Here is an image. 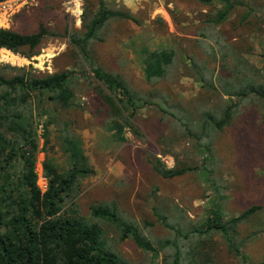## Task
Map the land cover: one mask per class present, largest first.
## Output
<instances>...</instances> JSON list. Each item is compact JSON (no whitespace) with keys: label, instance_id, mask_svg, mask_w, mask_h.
Here are the masks:
<instances>
[{"label":"trees","instance_id":"obj_1","mask_svg":"<svg viewBox=\"0 0 264 264\" xmlns=\"http://www.w3.org/2000/svg\"><path fill=\"white\" fill-rule=\"evenodd\" d=\"M194 1L213 9V15H204L194 43L209 51L217 70L179 51L174 44L143 52L142 72L146 83L151 85L147 90L132 88L121 74L97 66L90 47L92 42L104 41L101 30L111 19L140 24L135 15L117 6L114 0H83L80 28L68 31L65 25L63 34L75 59L72 69L38 76L31 67L0 65V264H127L101 248L103 230L99 224H82L73 216L77 213L72 208L81 192V180L92 174V169L70 136L65 139L68 166L57 168L45 157L41 172L47 182L46 189L41 191L37 185V154L49 142L48 127L55 122L54 113L84 112L83 106L75 104L80 78L93 85L92 90L107 109L108 128L116 140H124L127 130L142 137L136 124L142 110L158 114V120L170 131L158 140L161 155L171 156L173 166L166 167L155 156L150 162L164 179L201 168L180 159L179 146L184 140L202 156L204 165L210 158L208 147L206 150L201 143L202 137L212 138L208 146L213 149L214 139L234 127L240 115L255 111L264 120V63L258 67L245 58L251 50L244 44L245 39L241 45L230 43L218 32L220 24L236 7L245 8L240 16L242 23L249 22L255 8L240 0ZM217 3L221 9L213 8ZM58 36L44 25L32 33L0 29V49L29 60L39 55L47 39ZM181 58L189 63L187 75L200 86L196 98L185 103L170 101V94L159 89ZM39 126L43 129L40 135ZM89 208L94 219L112 215L110 209ZM259 209L251 206L236 217L224 218L221 208L213 206L202 225L196 223L191 230L176 231L173 240L163 239L156 246L133 226L120 228L119 239H130L138 248L149 252L148 264H160L159 252H165L161 264H217L214 236L220 235L233 251L230 239L236 236L238 226Z\"/></svg>","mask_w":264,"mask_h":264},{"label":"rangeland","instance_id":"obj_2","mask_svg":"<svg viewBox=\"0 0 264 264\" xmlns=\"http://www.w3.org/2000/svg\"><path fill=\"white\" fill-rule=\"evenodd\" d=\"M74 1L81 3L82 9L83 0H34L17 12L9 28L32 33L44 25L59 36L47 39L39 55L29 60L1 49L0 65L31 67L38 76L72 69L75 59L63 31L65 25L68 31L80 28L81 22L69 11ZM240 1L255 8L249 22L240 21L245 8L238 6L220 24L218 32L230 43L241 45L245 39L244 44L251 48L249 53H244L245 58L260 67L264 63V0ZM114 3L135 15L140 24L111 19L101 30L104 41L92 42L90 48L96 65L103 70L121 74L132 88L147 90L151 85L146 83L142 72L143 52L171 44L217 70L209 51L194 43L198 26L203 23L204 15H213L212 8L194 0H114ZM221 7L217 3L213 8ZM189 67L185 59L177 60L168 79L160 83L159 89L170 94V101L185 103L200 93V86L187 75ZM78 85L75 104L83 106L84 112L54 113L55 122L48 127L49 142L37 154L36 169L40 174L45 157L57 168L68 166L67 135L80 147L92 174L81 180V192L72 208L77 213L73 216L82 224H99L103 230L100 239L103 250L127 264H148L151 254L130 239L121 241L120 228L133 226L156 246L163 239L173 240L176 231L191 230L196 223L202 225L213 206L221 208L224 218L236 217L251 206H259L230 239L233 251L220 235L214 236V256L217 264L264 261V120L259 113L250 111L240 115L234 127L214 139L213 149L208 146L212 138L202 137L201 143L209 149L210 158L204 165L202 156L184 140L179 146L180 159L201 168L164 179L150 162L155 156L166 167L173 166L171 156L161 155L158 140L170 131L158 120V114L142 110L138 115L136 124L143 138L127 130L124 140H116L108 128L107 109L92 90L93 85L84 78L79 79ZM41 143L42 140L40 147ZM90 206L110 209L112 215L94 219L90 216ZM164 253L159 252L160 264Z\"/></svg>","mask_w":264,"mask_h":264},{"label":"built area","instance_id":"obj_3","mask_svg":"<svg viewBox=\"0 0 264 264\" xmlns=\"http://www.w3.org/2000/svg\"><path fill=\"white\" fill-rule=\"evenodd\" d=\"M33 2L34 0H5L0 2V29H8L13 16L24 6H26L27 4L31 5ZM72 3V6H74L75 9H73V7L71 6L69 10L70 14H72V16H74L79 22L82 14L81 3H79L78 1H74ZM42 131V126H39V135L42 133ZM38 177L39 180L37 181V185L41 191H44L46 189L47 182L46 179L42 176L41 171L40 174H38Z\"/></svg>","mask_w":264,"mask_h":264},{"label":"bare ground","instance_id":"obj_4","mask_svg":"<svg viewBox=\"0 0 264 264\" xmlns=\"http://www.w3.org/2000/svg\"><path fill=\"white\" fill-rule=\"evenodd\" d=\"M1 50V49H0ZM3 51H7V50H5V49H2Z\"/></svg>","mask_w":264,"mask_h":264}]
</instances>
